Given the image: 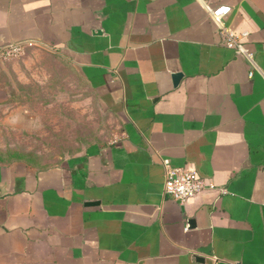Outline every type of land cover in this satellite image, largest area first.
<instances>
[{"label": "crops", "instance_id": "1", "mask_svg": "<svg viewBox=\"0 0 264 264\" xmlns=\"http://www.w3.org/2000/svg\"><path fill=\"white\" fill-rule=\"evenodd\" d=\"M206 2L252 60L199 0H0V49L61 55L120 126L56 165L0 162V264H264V0ZM163 159L217 187L180 203Z\"/></svg>", "mask_w": 264, "mask_h": 264}, {"label": "rangeland", "instance_id": "2", "mask_svg": "<svg viewBox=\"0 0 264 264\" xmlns=\"http://www.w3.org/2000/svg\"><path fill=\"white\" fill-rule=\"evenodd\" d=\"M0 87L10 93L0 104V162L45 168L120 135L119 120L92 86L47 49L25 46L0 58Z\"/></svg>", "mask_w": 264, "mask_h": 264}, {"label": "built area", "instance_id": "3", "mask_svg": "<svg viewBox=\"0 0 264 264\" xmlns=\"http://www.w3.org/2000/svg\"><path fill=\"white\" fill-rule=\"evenodd\" d=\"M209 12L213 21L217 24L219 34L223 43L236 51L239 55H245L250 60L253 59V53L245 45L243 38L248 32L241 34L236 33L229 26L224 24L223 16L226 7L219 5L212 7L206 0H199ZM33 45L31 42H14L0 49V58L8 59L21 53L25 46ZM251 75L253 72L250 73ZM165 169L164 192L173 196L180 203H185L189 198L194 197L205 189H214L216 184L201 176L193 168L177 167L169 159H163ZM225 190V189H221Z\"/></svg>", "mask_w": 264, "mask_h": 264}, {"label": "water", "instance_id": "4", "mask_svg": "<svg viewBox=\"0 0 264 264\" xmlns=\"http://www.w3.org/2000/svg\"><path fill=\"white\" fill-rule=\"evenodd\" d=\"M173 77V82H174V85H178L183 77V73L182 72H175L173 73L172 75Z\"/></svg>", "mask_w": 264, "mask_h": 264}]
</instances>
